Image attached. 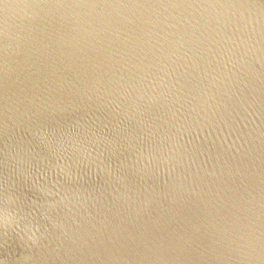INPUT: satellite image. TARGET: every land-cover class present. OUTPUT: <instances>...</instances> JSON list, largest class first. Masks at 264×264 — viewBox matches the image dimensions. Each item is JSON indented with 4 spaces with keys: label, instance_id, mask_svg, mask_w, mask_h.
I'll return each instance as SVG.
<instances>
[{
    "label": "water",
    "instance_id": "1",
    "mask_svg": "<svg viewBox=\"0 0 264 264\" xmlns=\"http://www.w3.org/2000/svg\"><path fill=\"white\" fill-rule=\"evenodd\" d=\"M5 264H264V0H0Z\"/></svg>",
    "mask_w": 264,
    "mask_h": 264
},
{
    "label": "clouds",
    "instance_id": "2",
    "mask_svg": "<svg viewBox=\"0 0 264 264\" xmlns=\"http://www.w3.org/2000/svg\"><path fill=\"white\" fill-rule=\"evenodd\" d=\"M9 228H15L17 231L23 232V235L21 236V240H24L26 238V242L31 243L32 245H35L38 240L37 233L39 232V228L35 226H27L23 229H20L19 227H13L12 222L8 215L6 213H0V229H9ZM0 264H5V261L0 259Z\"/></svg>",
    "mask_w": 264,
    "mask_h": 264
}]
</instances>
